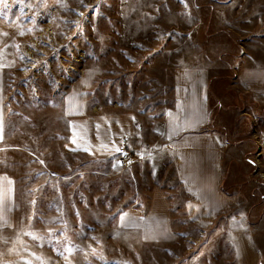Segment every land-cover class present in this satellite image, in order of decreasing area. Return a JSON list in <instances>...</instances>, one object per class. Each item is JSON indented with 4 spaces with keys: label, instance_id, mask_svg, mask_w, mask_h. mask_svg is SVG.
<instances>
[{
    "label": "rangeland",
    "instance_id": "374dc122",
    "mask_svg": "<svg viewBox=\"0 0 264 264\" xmlns=\"http://www.w3.org/2000/svg\"><path fill=\"white\" fill-rule=\"evenodd\" d=\"M8 3L0 15V33H7L0 35V172L15 181V219L0 230V264H236L224 218L199 232L178 209L176 238L165 243L118 225L123 209L146 210L157 183L146 164L121 169L117 156L62 150V99L73 81L88 79V103L98 112H131L146 145L172 104L173 67L200 63L211 77L210 127L228 141L231 211L246 213L257 264H264V162L251 134L264 131V104H248L237 85L241 70L264 68V0ZM24 4L32 7L22 14ZM159 144L155 136V152ZM177 187L167 190L173 206L182 199Z\"/></svg>",
    "mask_w": 264,
    "mask_h": 264
},
{
    "label": "crops",
    "instance_id": "0c3cea01",
    "mask_svg": "<svg viewBox=\"0 0 264 264\" xmlns=\"http://www.w3.org/2000/svg\"><path fill=\"white\" fill-rule=\"evenodd\" d=\"M210 79L207 64L175 65L172 104L163 113L161 131L155 135L154 130V136L144 145L137 140L135 116L129 111L98 112L88 103V79L79 78L70 84L62 99V112L67 119V138L62 150L66 154L92 159L114 158L116 149L125 146L134 157L132 165L149 166L148 172L157 183L148 191L146 210L142 212L140 207L123 209L117 215L120 227L140 231L143 239L165 243L176 238L173 225L179 219L173 218L175 212L184 216L185 221L199 232L224 218L236 264H257L259 255L246 213L241 209L231 211L237 206V200L236 194L225 187L227 178L223 162L228 141L222 131L210 127ZM3 84L4 73L0 67V143L5 125ZM237 85L247 96L248 104H264V68L241 70ZM251 134L253 139L256 138L252 142L262 152L264 162V131L259 133L254 129ZM155 136L162 143L156 152ZM254 143L249 142L250 145ZM160 175L162 183L169 186L158 184ZM173 185L178 186L182 195L181 202L175 206L171 197L174 195L167 192ZM0 188L6 193L0 204L1 230L14 223V179L0 172Z\"/></svg>",
    "mask_w": 264,
    "mask_h": 264
},
{
    "label": "snow or ice",
    "instance_id": "6c2138e0",
    "mask_svg": "<svg viewBox=\"0 0 264 264\" xmlns=\"http://www.w3.org/2000/svg\"><path fill=\"white\" fill-rule=\"evenodd\" d=\"M20 2H21V0H16V3L18 5L20 4ZM24 7H32V5H30V4H24L23 6H21V13L22 14H23ZM9 8H10V5L8 3V0H0V15H4L5 14L4 13V10L5 9H9ZM20 34L23 35L24 33L21 32ZM0 35H7V33H0ZM85 150H87V149H85ZM116 150L119 151L120 149H116ZM5 179H7V178H5ZM9 184H11V181H9ZM5 194H6L5 191L2 188H0V204L3 203ZM33 238L34 239H38V237H33ZM57 243H59V241H57ZM68 251L71 252L72 249L69 248Z\"/></svg>",
    "mask_w": 264,
    "mask_h": 264
},
{
    "label": "built area",
    "instance_id": "2783aa9c",
    "mask_svg": "<svg viewBox=\"0 0 264 264\" xmlns=\"http://www.w3.org/2000/svg\"><path fill=\"white\" fill-rule=\"evenodd\" d=\"M117 151V163L121 169L126 168L132 161L131 154L127 151L125 146H120Z\"/></svg>",
    "mask_w": 264,
    "mask_h": 264
}]
</instances>
